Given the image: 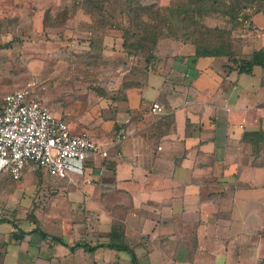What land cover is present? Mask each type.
Masks as SVG:
<instances>
[{
	"label": "crops",
	"instance_id": "0c3cea01",
	"mask_svg": "<svg viewBox=\"0 0 264 264\" xmlns=\"http://www.w3.org/2000/svg\"><path fill=\"white\" fill-rule=\"evenodd\" d=\"M191 53L163 39L142 84L77 92L113 109L77 132L104 143L121 125L128 131L107 157L61 179L28 164L8 185L0 172V264H262L264 136L248 131L264 127V94L246 89L245 73L225 70L224 58L189 63Z\"/></svg>",
	"mask_w": 264,
	"mask_h": 264
},
{
	"label": "rangeland",
	"instance_id": "374dc122",
	"mask_svg": "<svg viewBox=\"0 0 264 264\" xmlns=\"http://www.w3.org/2000/svg\"><path fill=\"white\" fill-rule=\"evenodd\" d=\"M140 1L164 8L170 0ZM206 20L208 24H223L220 18L208 17ZM120 23H126L125 15L117 13L108 20L107 14L102 15L98 9L88 6L86 0H0V44L14 36L18 38L14 48L0 49V96L30 76H35L42 79L47 87L48 107L63 114L62 118L71 124L69 128L72 132L85 128L83 123L87 120L96 116H108L113 109L98 108L93 101H86L83 96H79L80 91L86 85L96 88L102 85L112 89L111 87L118 85L122 76L129 70L132 78L137 79L140 84L145 78V61L142 57L131 58L126 67L120 66L117 70L112 67L113 62L122 61L126 57L120 44ZM96 35L100 38L107 36L103 55H98L100 45L94 44V47L89 49V43L86 41ZM233 35H240L239 37L242 36L246 41L244 51L251 49L254 33H251L250 29H234ZM172 40L177 43L178 39ZM88 57L96 59L97 62L88 65ZM158 62L154 60L151 65L156 67ZM202 65L201 62L200 66ZM88 66L94 72L85 73L86 69H90ZM263 70L262 67L257 68L253 73L244 72L240 77L246 89L258 87V90H255L256 97L264 94V87L258 86ZM97 71L105 74H96ZM202 76L204 77L205 73ZM123 109L120 107L118 111L122 112ZM90 126L88 125V128ZM82 164L81 161L72 159L69 168H81ZM38 171L43 179L45 168L40 166ZM46 179L51 181L49 176ZM15 180L10 177L8 185H12ZM44 198L45 195L41 191L35 202ZM34 212H37V209ZM37 214L40 215L39 212Z\"/></svg>",
	"mask_w": 264,
	"mask_h": 264
},
{
	"label": "trees",
	"instance_id": "16d2710c",
	"mask_svg": "<svg viewBox=\"0 0 264 264\" xmlns=\"http://www.w3.org/2000/svg\"><path fill=\"white\" fill-rule=\"evenodd\" d=\"M86 2L88 6L91 5L101 11L102 15L107 14L108 20L117 13L126 16V23H120L118 26L122 31L120 44L126 57L122 61L113 62V69L126 67L130 59L136 57H142L145 61L144 68L148 69L151 62L159 58L157 54L159 42L167 38L178 39L177 41L181 39L190 46L192 61L189 63L196 58L209 56L224 58L223 66L227 71L248 73L254 66L264 67V43L255 42L260 31L264 36V0H170L164 8L156 7L153 3L144 4L140 0H86ZM257 13L262 15L261 20L255 19ZM208 17L220 18L223 24H208L206 20ZM234 29L238 31L250 29L251 33H254L253 45L249 51H244L246 41L242 36L233 35ZM17 40L18 38L14 36L1 43L0 49L14 48ZM86 41L89 43V49L94 47V44L100 45L98 55L105 54L102 37L96 35ZM95 60L88 57L86 62L89 65L96 63ZM91 72H94L91 68L85 70L87 74ZM98 72L96 74L102 76L105 74ZM31 77L33 76L29 78ZM134 85L138 86L140 82L132 78L129 70L122 76L117 89L118 92H123ZM1 99L2 96L0 101ZM248 134L264 136V127L257 131H248Z\"/></svg>",
	"mask_w": 264,
	"mask_h": 264
},
{
	"label": "built area",
	"instance_id": "2783aa9c",
	"mask_svg": "<svg viewBox=\"0 0 264 264\" xmlns=\"http://www.w3.org/2000/svg\"><path fill=\"white\" fill-rule=\"evenodd\" d=\"M44 89L43 80L34 76L2 96L0 172L19 179L23 169L32 164L43 166L50 176L61 179L68 175L72 159L84 163L95 157H107L110 146L128 135L124 125L111 141L104 143L85 131L72 132L67 121L52 111L39 95V90ZM159 109L160 103L154 101L151 110Z\"/></svg>",
	"mask_w": 264,
	"mask_h": 264
}]
</instances>
